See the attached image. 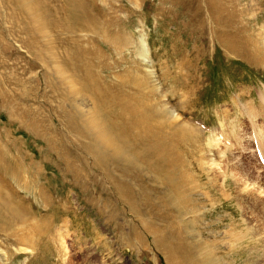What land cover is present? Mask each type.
Masks as SVG:
<instances>
[{"label": "rangeland", "instance_id": "obj_1", "mask_svg": "<svg viewBox=\"0 0 264 264\" xmlns=\"http://www.w3.org/2000/svg\"><path fill=\"white\" fill-rule=\"evenodd\" d=\"M47 2L64 16L67 27L64 33L45 30V39L61 38L53 45H58L53 52L61 68L64 56L74 66L80 60L92 64L111 85L143 81L138 83L154 102L185 126L177 146L181 156L176 154L180 172L187 173L186 184L195 192L182 190L186 198L176 204L193 264H264V0ZM14 12L0 0V87L9 92L7 101L15 102L13 116L31 110L36 117L25 121L35 118L41 134L53 136L51 127L85 143L65 130L61 96L42 77L48 70L52 74L51 69L31 67L33 52L21 43L26 36L9 23L17 22L11 18ZM236 38L254 64L220 44L236 43ZM70 70L65 73L77 80ZM22 91L30 101L18 99ZM95 98L87 96L85 106L91 108ZM10 119L0 101V181L8 187L7 181L22 199L12 201L19 210L13 213L18 225L0 230V264H170L164 250L153 246L139 227L140 220H151L147 215L129 213L99 172L85 176L76 168L86 182L72 184L44 143ZM53 150L72 160L77 155L66 145ZM145 177L159 192L166 191L159 179L150 173ZM26 178L28 188L19 182ZM50 200L55 209L47 205Z\"/></svg>", "mask_w": 264, "mask_h": 264}, {"label": "bare ground", "instance_id": "obj_2", "mask_svg": "<svg viewBox=\"0 0 264 264\" xmlns=\"http://www.w3.org/2000/svg\"><path fill=\"white\" fill-rule=\"evenodd\" d=\"M5 2L11 6V9L16 11L12 13L11 18L17 20V22L14 23L9 20V23H12V25L16 24L20 29V33L25 34L26 37L23 40L21 39V43L33 52L30 60L31 67L41 64L45 69L47 68L46 70L51 69L52 74L48 70L42 77L49 83L51 90L55 91V93L58 92L61 96V104L64 107L61 109V119H63V116L66 117L65 130L76 133H73L74 137L78 135L84 138L86 142L83 144L80 143L82 141L77 142L79 140L72 139L73 137H69L67 132L65 134L61 132L58 135L51 127H49V130L53 136L41 134L37 130L35 118L28 122L25 121L29 117H36L34 114L36 112L33 113L31 110H27L17 116H13L14 100H11L12 98L10 97L14 96L11 94L9 97L13 101L11 104V101H7L9 92L7 93L5 89L0 87V101L2 107L6 109L9 119L11 118L10 120L13 119L17 123H21L25 131L39 138L44 143L46 149L48 148L49 150L48 152L54 155L57 169L62 172L65 178H69L72 184L78 185L84 177H82V174H78L76 168H79L85 176L90 175V171L99 172L105 182L109 184L108 188L111 189L116 199L126 207L129 213L139 217L147 215V218L151 220H140L139 227L142 233L145 236L147 235V239L153 246L161 247L164 250V254L167 255V260L170 264H193L195 260L190 256L189 245H184L182 240L181 222L184 220L180 219V214L178 215L180 207L178 208L176 204L178 198L185 197L183 192L188 191V194H194L195 192L194 186L186 184L189 178L187 173L185 174V171L180 172L182 170L178 167V163L181 162V160L179 162L178 154L180 155L179 152L181 151H177V146L182 140V135H184L183 129H186L183 128L184 125H179V122L176 121V114L159 104L160 102H154L152 93L150 94L149 91L148 94V91L143 90V86L141 87V84H139L143 81L136 82L135 79H132L130 82L123 81L122 85H111L105 83L98 76L92 64H86V61L79 64L82 60H78L79 62H76L77 65L74 66L71 62L67 63L65 57L60 54L65 62L61 63L63 65V68H61L58 64L60 61L58 59L60 58L57 59L59 55L56 57L55 52H53L58 47L57 45L53 49V45L58 43L60 37L51 36L52 38L45 39V30L51 32L61 30L64 33L67 27L64 23V16L58 15V11L54 10L47 0H5ZM228 35L230 36V34ZM67 36L68 34L65 37ZM65 37L62 39L65 40ZM218 37L222 39L225 36L223 34L222 37ZM67 38L69 39V37ZM235 40L233 41L236 43L231 41L219 43L224 45L225 50L231 51V55L234 53L236 57L238 56L243 60L246 59L245 61H248L249 64H254L255 62L250 58L251 55L241 52V48H243H240L242 41L239 42L240 39L237 40V38ZM42 41L44 43H41ZM15 44L17 43L15 42ZM69 44H71V41ZM24 51L27 52L28 50ZM5 52H8L6 46L2 47V53L4 54ZM257 58L256 60H258ZM65 68L68 70L72 69L74 73H77L78 79H74L75 81L72 78L70 79L69 74L65 73ZM35 77L34 80H36ZM135 84L147 93L141 89H134ZM20 94L18 96L20 101L24 102L26 98L27 101H30L28 100L29 93L22 91ZM89 95H92L93 98L94 96L96 97V101L91 108L85 106V99ZM78 98L82 99L80 103H77ZM66 109L71 113L66 112ZM67 137L70 139H67ZM211 141L215 142V144L218 142L215 136L212 137ZM62 145H66L68 149H73L76 152L77 155L74 160L61 156L65 148L60 154L53 150L54 147ZM80 148H82L84 157L77 152L78 150L81 151ZM261 153L260 155H262ZM87 159H90V163L87 162ZM147 173H150L152 178L159 179L163 183L159 185H164L166 191L159 192L157 187L154 186V182L146 179ZM94 180H96L95 176ZM19 182L24 188H28L27 178L26 180H19ZM24 182H26V185ZM5 183L9 188L0 181V186L4 188L3 190L0 188V213H2V216H0V230L3 232H7L8 228L6 227L18 225V222L13 218L15 209L18 210V208H15L17 203L15 204L12 201L22 200L13 187L7 181ZM182 190L184 191L182 192ZM40 193H42V190ZM98 198L100 199L101 197ZM95 200L97 201V198ZM95 200L93 201L95 202ZM52 201L50 200L47 205L53 204L55 209L56 207ZM102 203L105 204V201ZM193 207L195 209V206ZM16 212L19 213V210Z\"/></svg>", "mask_w": 264, "mask_h": 264}]
</instances>
